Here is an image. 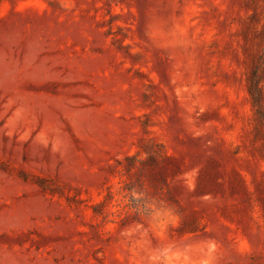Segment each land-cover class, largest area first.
Segmentation results:
<instances>
[{
  "label": "rangeland",
  "instance_id": "rangeland-1",
  "mask_svg": "<svg viewBox=\"0 0 264 264\" xmlns=\"http://www.w3.org/2000/svg\"><path fill=\"white\" fill-rule=\"evenodd\" d=\"M263 25L264 0H0V264H264Z\"/></svg>",
  "mask_w": 264,
  "mask_h": 264
},
{
  "label": "trees",
  "instance_id": "trees-1",
  "mask_svg": "<svg viewBox=\"0 0 264 264\" xmlns=\"http://www.w3.org/2000/svg\"><path fill=\"white\" fill-rule=\"evenodd\" d=\"M247 6L252 7L251 3L247 1ZM254 15L256 13L252 14L250 16V19H254ZM252 21V20H251ZM249 27H253V22L251 24L249 23ZM258 35H260V39L258 42V48L260 49V60L262 64L264 65V25L258 30ZM244 38L246 42L248 41L247 34L244 33ZM246 51V49H245ZM257 61L255 63L252 62L253 64L257 65ZM255 65V66H256ZM258 69V67L252 68L250 72H248L246 81H247V89L250 94L251 100L253 107L258 108L259 111L264 112L263 109V101H264V77L263 74L261 73ZM128 160L135 161L136 156H131L127 157ZM262 208L264 209V201H262Z\"/></svg>",
  "mask_w": 264,
  "mask_h": 264
}]
</instances>
